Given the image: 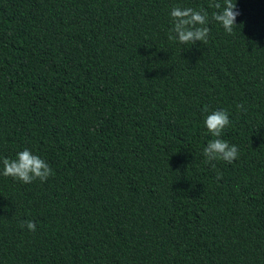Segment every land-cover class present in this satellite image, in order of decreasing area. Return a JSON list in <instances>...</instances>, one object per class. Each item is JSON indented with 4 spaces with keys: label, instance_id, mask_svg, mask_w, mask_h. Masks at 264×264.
Wrapping results in <instances>:
<instances>
[{
    "label": "trees",
    "instance_id": "trees-1",
    "mask_svg": "<svg viewBox=\"0 0 264 264\" xmlns=\"http://www.w3.org/2000/svg\"><path fill=\"white\" fill-rule=\"evenodd\" d=\"M233 2L230 35L209 0H0V161L55 173L0 175V264H264V0ZM175 6L207 44L169 40ZM214 110L240 152L215 168Z\"/></svg>",
    "mask_w": 264,
    "mask_h": 264
},
{
    "label": "clouds",
    "instance_id": "clouds-1",
    "mask_svg": "<svg viewBox=\"0 0 264 264\" xmlns=\"http://www.w3.org/2000/svg\"><path fill=\"white\" fill-rule=\"evenodd\" d=\"M209 8L212 12L211 19L219 23L228 34H234V29L238 27L236 23L239 12L236 11V2L233 0H209ZM173 27L170 30L169 40L180 44L196 45L197 42L207 44L210 36L209 16L204 10H196L192 7L175 6L171 9ZM236 108L246 112L244 104L236 105ZM208 112V108H204ZM205 126L214 139L210 140L203 149L205 163L216 167L214 161H224L232 164L239 158L238 146L229 144L222 138L225 130L230 126L231 120L226 110H214L205 117ZM3 168L0 175L11 177L13 180L24 184H31L35 181L47 182L54 176V170L49 163L41 156L33 154L30 150L24 149L17 153L15 159L3 158ZM222 178V173H217V179ZM21 227L35 232L36 224L33 221H22Z\"/></svg>",
    "mask_w": 264,
    "mask_h": 264
}]
</instances>
